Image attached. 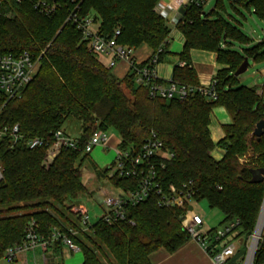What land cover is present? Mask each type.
Masks as SVG:
<instances>
[{
  "label": "trees",
  "instance_id": "obj_1",
  "mask_svg": "<svg viewBox=\"0 0 264 264\" xmlns=\"http://www.w3.org/2000/svg\"><path fill=\"white\" fill-rule=\"evenodd\" d=\"M158 1L82 0L80 13L96 17L98 34L110 38L118 30V45L134 51L145 46L151 56L157 54L159 63L167 52L170 30L154 12ZM227 1L236 12L243 8L264 18V0ZM183 10L175 28L184 39L178 55L184 65L174 66L170 81L197 87L189 67L190 51L215 53L217 63L227 67L214 77L215 100L198 94L182 101L149 99L148 87L135 85L132 70L116 79L87 50L80 32L64 24L63 2L53 15L44 16L27 1H0V54L28 52L40 57L34 78L18 97L5 101L0 96V128L18 127L15 142L9 133L0 139V261L7 248L22 244L29 221L42 238L54 229L70 237L82 264H151V254L159 250L172 254L189 241L179 223L184 210L158 207L155 194L128 210L133 226L107 225L99 219L88 231H80L71 209L87 196L80 182L81 167L87 165L99 181L106 178V170L95 167L89 155L71 149H62L48 167L42 164L53 134H65L69 119L79 124L80 150L95 130L111 129L120 141L118 149L133 154L155 134L170 155L156 170L160 188L180 189L185 184L193 192V201H205L218 210L224 224L237 222L233 240H246L253 233L264 198V178L254 184L250 180L264 169V134L257 139L252 133L264 120V104L256 87L239 85L233 74L244 59L264 63V39L248 47L250 39L218 13L225 11L222 0H216L207 13L194 4ZM231 43L248 48L238 52ZM220 107L231 123L222 127L224 138L214 144L210 115ZM31 139H41L44 145L29 150L26 143ZM216 148L224 151L220 161L210 155ZM109 183L127 190L136 181L114 178ZM263 263L261 249L252 264Z\"/></svg>",
  "mask_w": 264,
  "mask_h": 264
},
{
  "label": "built area",
  "instance_id": "obj_2",
  "mask_svg": "<svg viewBox=\"0 0 264 264\" xmlns=\"http://www.w3.org/2000/svg\"><path fill=\"white\" fill-rule=\"evenodd\" d=\"M16 3L27 1L32 9L40 15H53L61 6L62 2L67 8L64 24H70L81 34V41L85 43L87 50L97 59L99 57L108 58L107 68L112 69L117 62H125L129 70L134 72L135 85L148 87L149 99L160 98L167 101L185 100L193 94H198L206 100H215L217 95L214 90L216 81L212 79L208 85H198L189 87L169 81L167 85L158 82L156 74L157 54L150 56L147 61L137 63L134 60V50L116 43L119 31L115 30L112 37L98 34L99 23L94 15H82L80 5L82 0H14ZM209 0H159L154 7V12L165 21L169 29L175 28L181 14L179 10L191 4L204 7ZM97 24V28L91 27ZM160 50L158 51V53ZM43 53H41L42 55ZM40 55V56H41ZM40 57L35 58L28 52L17 55L0 54V96L8 101L18 97L21 92L34 78ZM99 60V59H98ZM142 64V65H141ZM183 66L184 64H179ZM264 83L257 90V96L264 104ZM13 142L18 139V127L14 126L11 130L0 128V139L7 135ZM54 142L47 149L42 164L48 167L53 159L62 149L72 151H82L84 154H92L97 147L105 148L108 143L106 132L95 130L80 150L76 140L68 137L63 131L53 134ZM120 141L115 144L112 152L114 158L111 163L100 166L98 169L106 170V178L99 181L96 175L87 166L81 167L80 182L87 190V196L92 200L98 197L101 200L105 211L99 219L107 225L126 223L133 226L134 222L130 218L128 210L138 206L147 200L150 194L157 196V206L163 208H176L184 210L180 218L182 230L189 240L196 243L206 254H208L213 264H226L231 261L240 246L233 240L234 229L237 222L226 223L219 230H212L206 226L201 216L196 214L190 202L193 201L192 190L184 184L180 189L174 186L167 187L166 190L160 188L157 182L156 170L162 160L170 158V155L163 149V145L157 140L155 134L151 133L149 138L143 143L141 150L133 154V150H119ZM44 141L41 139H31L26 143L29 150L42 147ZM114 178H126L136 181L133 189L119 190L109 182ZM103 182L105 185H103ZM194 202V201H193ZM191 207V210L188 208ZM71 212L77 215L80 231L86 232L89 226L88 211L83 206L73 207ZM262 219V218H261ZM259 220L258 232L252 233L246 240L237 239L240 245L247 249L244 264H252L257 251L264 249V221ZM35 223L29 221L24 230V240L21 245L7 248L3 254V260L14 264L20 260V264L30 263L23 257L27 252L39 249L45 261V254L54 245L60 244L67 252H80L77 245L66 234L53 230L48 238H42L35 232ZM71 235L75 232L70 230ZM230 240V241H229ZM264 264V263H263Z\"/></svg>",
  "mask_w": 264,
  "mask_h": 264
},
{
  "label": "crops",
  "instance_id": "obj_3",
  "mask_svg": "<svg viewBox=\"0 0 264 264\" xmlns=\"http://www.w3.org/2000/svg\"><path fill=\"white\" fill-rule=\"evenodd\" d=\"M208 4L209 1L205 6H207ZM204 11L205 10L203 9V12ZM218 13L223 18H225L222 14H226V9L224 12ZM226 20L230 22V20ZM230 24L233 25L231 22ZM169 30L170 33L167 52L156 66L157 77L160 81H162L163 85H167L171 80L172 70L174 66L183 63L180 62L178 58V55L183 49V36L178 30H176V28H172ZM220 47L224 48V45L220 44ZM151 54L152 53L149 49H147L145 46H141L140 48L134 51V60L137 63H144L151 56ZM104 58L105 60L108 59L106 57ZM216 59V54L212 52L199 50L190 51L189 67L192 68V70L194 71L199 85H208L209 82L214 79V77L220 70L227 69V67L218 64ZM104 66L107 68V64ZM109 70H111L114 78L121 79L129 72V66L125 62L119 61L112 69ZM230 123V118L223 108L220 107L213 109L210 115L209 132L210 138L214 144L218 143L224 138L222 127L230 125ZM78 136L73 137L72 139L76 140ZM118 141V138H114L112 141L108 140L106 147H100L99 149H96V151L92 152V156L97 160V156L94 153L100 155L101 152L98 150L114 148L115 144ZM210 155L214 160L220 161L224 156V151L216 148L211 152ZM93 162L91 163L98 168L103 165V163L98 165L97 163ZM159 251H162L164 255L155 257L153 255L156 254V252L151 254L149 256V261L151 264H213L210 256L206 254L196 243L191 240H189L185 245H183L181 248H179L172 254H168L164 250ZM77 253L67 252L62 245L57 244L47 251V253L45 254V261L43 258V254L39 249L27 252L25 255H23V257L26 258L30 263L34 261L36 264H82L83 258H81V260L79 261V259L77 258Z\"/></svg>",
  "mask_w": 264,
  "mask_h": 264
},
{
  "label": "rangeland",
  "instance_id": "obj_4",
  "mask_svg": "<svg viewBox=\"0 0 264 264\" xmlns=\"http://www.w3.org/2000/svg\"><path fill=\"white\" fill-rule=\"evenodd\" d=\"M222 1L226 9V14H222V15L226 19L230 20V22L234 26H236L243 35L247 36L250 39V45L248 47H252L264 39V18L261 19L258 18L256 15L249 14L243 8H239V11L236 12L231 9L230 3L227 0H222ZM215 3L216 0H209V4L203 8L205 10L204 12L206 13L209 12L210 9L214 7ZM96 28H97V24H94L91 27L92 30H95ZM231 45L233 50L238 52H241V50L248 48L238 43H231ZM98 59L104 65L108 63V59L105 60L104 57H99ZM110 74L113 76L111 70H110ZM237 79L239 85L241 86L258 88L260 85L264 83V63L253 64L251 61H249V66L247 70L243 74H241ZM64 130H65V134H67L68 137L70 138L76 137L78 136L80 131L79 124L77 121L73 119H69V121L66 122L64 126ZM106 136L109 141H112L114 138L117 139V135L111 129L106 131ZM99 148L100 147L95 148L93 152ZM98 151L101 152L100 155L94 153L97 156V160L92 156L93 154H89L88 158L90 162L94 161L98 165L103 163V166L112 162L114 158V153L112 152V149H100ZM100 183L105 185L103 182ZM189 204L190 206L193 207L194 212L199 216H201V218L203 219L204 223L208 228L212 230H219L225 225L222 222L223 218L221 213L216 209H210L205 201H199V202L192 201ZM74 206L85 207V209L88 211L89 226L95 224L96 221H98V218H100V216L103 214V211H105L103 205H101V200L96 196L93 197L92 200L88 196L80 197L79 200L74 204ZM263 239H264V233H263ZM234 242L237 246H240L239 250L237 251L235 257L226 264H244L247 254V249L245 246L240 245L237 240H234ZM77 254H78L77 258L80 261L82 258L81 254L80 253ZM162 255H164V253L162 251H158L153 256L156 257ZM0 264H11V263H8L5 260H1ZM14 264H20V260H18Z\"/></svg>",
  "mask_w": 264,
  "mask_h": 264
},
{
  "label": "water",
  "instance_id": "obj_5",
  "mask_svg": "<svg viewBox=\"0 0 264 264\" xmlns=\"http://www.w3.org/2000/svg\"><path fill=\"white\" fill-rule=\"evenodd\" d=\"M1 1V0H0ZM179 13L180 14H183L184 13V10L183 8H181L179 10ZM249 66V63H248V60L247 59H244L243 62L241 63V65L237 68V70L234 72L233 76L234 77H239L241 74H243L247 68ZM264 134V120L262 121H259L254 130H253V133L252 135L255 137V138H260L262 135ZM256 176H253L252 179L250 180V183L251 184H254V183H257L261 180V178H264V169H259L256 171ZM1 174H0V180H1ZM189 210H191V207L188 208ZM262 218V219H261ZM262 220V222L264 221V198H263V201H262V204H261V208H260V212H259V215H258V219H257V222H256V226L254 228V231L253 233H255L258 229V223H259V220Z\"/></svg>",
  "mask_w": 264,
  "mask_h": 264
},
{
  "label": "bare ground",
  "instance_id": "obj_6",
  "mask_svg": "<svg viewBox=\"0 0 264 264\" xmlns=\"http://www.w3.org/2000/svg\"><path fill=\"white\" fill-rule=\"evenodd\" d=\"M257 232H258V229H257Z\"/></svg>",
  "mask_w": 264,
  "mask_h": 264
}]
</instances>
